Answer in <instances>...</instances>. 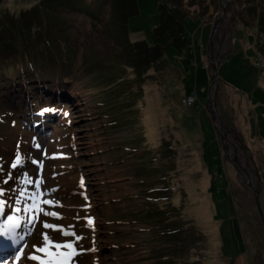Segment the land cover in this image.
Wrapping results in <instances>:
<instances>
[{
	"label": "rangeland",
	"instance_id": "obj_1",
	"mask_svg": "<svg viewBox=\"0 0 264 264\" xmlns=\"http://www.w3.org/2000/svg\"><path fill=\"white\" fill-rule=\"evenodd\" d=\"M15 1L0 0V18L2 10L13 12L8 3ZM223 3L226 17L212 38L221 61L216 100L230 130L232 157L246 163L264 215V60L255 45L256 21L238 0ZM68 5L89 12L59 11L75 44L72 71L50 68L43 85L35 68L36 82L27 87L20 72L16 86L0 77V204L5 216L23 226L27 207L35 218L8 260L23 253L22 264L56 261L35 251L47 248V234L53 254L69 251L56 249V243L73 244L70 264H264V231L253 194L226 160L205 108L207 44L221 16L220 0H203L197 16L185 20L194 44L191 67L171 52L167 60L140 63L138 71L128 59L136 43L151 45L158 0H136L125 25L112 24L117 16L110 0ZM61 91L65 97L59 99ZM192 93L197 102L186 108L182 100ZM163 144L184 147L169 150L173 160L166 163ZM17 156L21 162L13 168ZM168 167L183 172L170 175ZM164 187L171 191L153 193ZM156 210L163 211L160 224L150 218ZM44 222L56 229L44 228ZM174 231L180 233L168 238Z\"/></svg>",
	"mask_w": 264,
	"mask_h": 264
},
{
	"label": "trees",
	"instance_id": "obj_2",
	"mask_svg": "<svg viewBox=\"0 0 264 264\" xmlns=\"http://www.w3.org/2000/svg\"><path fill=\"white\" fill-rule=\"evenodd\" d=\"M69 1L36 0L35 3L32 0L31 4L28 5L24 4L22 0L8 3L9 9H13V12L8 13L2 10L0 18V77L11 81L16 86L15 79H17L18 72H20L22 81L27 87L31 82H36V79H34L35 68H38L40 77L43 79L38 83L43 85L46 82L45 78L50 68H56L60 74L72 71L76 59L75 44L70 42L69 34H67L69 29L65 26V20L60 17L59 13L60 9L69 7ZM110 1L117 16V20H114L112 24L122 23L125 25L128 18L133 16L132 14L135 12L136 0ZM238 1L241 3L242 9L256 21L258 35L255 45L259 56L264 60V0ZM202 4L203 0H158V22L152 28L151 45H146L144 42L136 43L137 49L129 56L128 61L130 64L128 65L132 66V69H137L140 63L148 65L160 59L167 60L168 54L173 52L174 57L183 67L186 69L191 67L195 61L194 44L186 34L185 20L189 16H197L199 10H202ZM70 10L89 13L88 9L84 10L76 6L75 8L69 7ZM93 67L94 64L88 70H93ZM105 67H107V62ZM249 69L253 72L251 67ZM61 79L67 81L65 79L68 78L61 76ZM262 89L264 90V85H262ZM182 137L187 144H191L186 133L182 134ZM161 146L160 155L164 156V162L169 163L173 160L168 158L169 150L171 153L175 152L176 148H182L184 144H176L171 147L166 146V144ZM134 153L137 157H142L141 152L139 153L136 150ZM178 158L179 164H181V157ZM180 168L176 172L173 167L167 169L170 175H176L183 172ZM165 179L163 178V180ZM262 181L264 185V177ZM153 191L157 194L158 192L171 191V189L164 187ZM152 201L157 203V201L162 200L155 198ZM162 213L163 211L156 210L153 214L151 213L150 218L156 219V222L160 224ZM179 233V231L172 232L167 237L172 239L173 236H176L175 234L178 236Z\"/></svg>",
	"mask_w": 264,
	"mask_h": 264
},
{
	"label": "water",
	"instance_id": "obj_3",
	"mask_svg": "<svg viewBox=\"0 0 264 264\" xmlns=\"http://www.w3.org/2000/svg\"><path fill=\"white\" fill-rule=\"evenodd\" d=\"M226 6L223 3V0H220V18L215 22L213 26V30L211 32V35L209 37V41L207 44V62L211 66V74H210V82L208 85V99L205 104L206 112L208 114L210 123L212 125V129L214 131V135L216 137V142L221 146L226 160L228 163L234 168V170L240 175V180L245 183L246 187L251 190L254 198V202L256 205L258 217L262 226V229L264 231V215L262 212V209L260 207V194L259 189L256 187L253 183L252 177L248 171V168L246 166V163L239 162L235 158H233V152L234 146L231 144L228 134H230V130L225 128L221 117L219 108L217 105L216 100V93H217V85H218V75L217 70L220 66V58H219V52L214 54L213 51V44H212V38L213 36L218 32L221 24H223L224 19L226 17ZM246 166V167H245Z\"/></svg>",
	"mask_w": 264,
	"mask_h": 264
},
{
	"label": "snow or ice",
	"instance_id": "obj_4",
	"mask_svg": "<svg viewBox=\"0 0 264 264\" xmlns=\"http://www.w3.org/2000/svg\"><path fill=\"white\" fill-rule=\"evenodd\" d=\"M20 162H21L20 161V157L17 156L15 163L12 164V167L13 168H16L17 165L20 164ZM0 194H2V190H0ZM44 203L45 204H48V203H51V202L50 201H44ZM4 207L5 206L3 204H0V215L3 214ZM46 214L47 215H50V216H57L56 213H50L49 212V213H46ZM33 219H35V218L33 217ZM7 221L9 222V227L10 228H18L20 226L19 222L15 219V217L13 215H8L7 216ZM91 223H92V221L89 220V224H91ZM43 227L44 228H48V229H56V226H54L52 224H49V223H46V222L43 223ZM3 234H5V233L2 230H0V235H3ZM62 234L63 235H69V233H67V232H62ZM44 241H45V243L47 245V248L46 247H36L35 248V251H37V252H47V254L49 256L53 255V253L48 252V250H47L48 248H51L53 246V243L49 239V236L47 234H44ZM54 247L56 249H68L69 250L68 252H58V253H56L57 255L67 256L68 259L67 260H64V261H51V260L50 261H44V260H41L40 261V264H70L71 256L75 252V249H74L73 244L71 242L63 243V244L56 243L54 245ZM21 255H23V253H21V254H19V255H17L15 257V259H16L17 262H19V260L21 258ZM26 258L27 259H30V260H39L40 259L36 255H30V256H27Z\"/></svg>",
	"mask_w": 264,
	"mask_h": 264
},
{
	"label": "bare ground",
	"instance_id": "obj_5",
	"mask_svg": "<svg viewBox=\"0 0 264 264\" xmlns=\"http://www.w3.org/2000/svg\"><path fill=\"white\" fill-rule=\"evenodd\" d=\"M154 118V117H153ZM152 118V119H153ZM151 122L152 123H155L156 122V119H153V120H151ZM153 128L156 130V126L154 125L153 126ZM154 139H155V137H150V140H152V142L154 141ZM205 181L204 180H202V187H204L205 186ZM205 188V187H204ZM27 210H29V211H31L30 209H28V207H27ZM203 213H207V208H205V210H203ZM28 214H31V212L29 213L28 212ZM27 214V215H28ZM27 215H26V218H27ZM58 253V252H57ZM51 257L52 258H54V260L56 259V261H64L65 260V258H62V255H57V254H53V255H51ZM20 260H22V257L20 258ZM19 260V261H20ZM11 264H20L19 262H17L16 260H13V261H9ZM39 262V261H38ZM8 263V262H7ZM2 264H4V263H2Z\"/></svg>",
	"mask_w": 264,
	"mask_h": 264
},
{
	"label": "built area",
	"instance_id": "obj_6",
	"mask_svg": "<svg viewBox=\"0 0 264 264\" xmlns=\"http://www.w3.org/2000/svg\"><path fill=\"white\" fill-rule=\"evenodd\" d=\"M195 96L194 95H192V96H190V97H187V98H185L184 100H182V104L184 105V106H186V107H191V106H193V104H194V102H195Z\"/></svg>",
	"mask_w": 264,
	"mask_h": 264
}]
</instances>
